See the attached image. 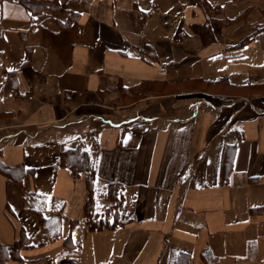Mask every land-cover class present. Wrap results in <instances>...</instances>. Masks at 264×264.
Wrapping results in <instances>:
<instances>
[{"label": "crops", "instance_id": "obj_1", "mask_svg": "<svg viewBox=\"0 0 264 264\" xmlns=\"http://www.w3.org/2000/svg\"><path fill=\"white\" fill-rule=\"evenodd\" d=\"M39 1L0 0V264H264V0Z\"/></svg>", "mask_w": 264, "mask_h": 264}, {"label": "trees", "instance_id": "obj_2", "mask_svg": "<svg viewBox=\"0 0 264 264\" xmlns=\"http://www.w3.org/2000/svg\"><path fill=\"white\" fill-rule=\"evenodd\" d=\"M42 4H47L46 1L40 0ZM70 157L66 158L65 155L61 156L62 162H67L68 167L72 172V175L77 177L80 173L86 174L87 186L89 190V196L85 202V222L88 224L90 230L98 231L103 229H115L126 223L125 220H122L123 214L121 212L120 201L121 198V186L118 184H110L108 186L107 194L104 197H109L110 192L112 191L115 195L111 196L116 200L115 204L107 206L104 208L103 212L99 211V198L92 195V189L95 181V164L86 151H72L68 153ZM70 158V159H69ZM15 247V246H14ZM12 252L14 251L11 248Z\"/></svg>", "mask_w": 264, "mask_h": 264}]
</instances>
